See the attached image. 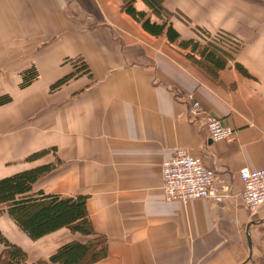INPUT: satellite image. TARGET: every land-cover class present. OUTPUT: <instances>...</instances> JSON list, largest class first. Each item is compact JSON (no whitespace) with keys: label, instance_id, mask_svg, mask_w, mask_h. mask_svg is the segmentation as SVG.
Here are the masks:
<instances>
[{"label":"crops","instance_id":"obj_1","mask_svg":"<svg viewBox=\"0 0 264 264\" xmlns=\"http://www.w3.org/2000/svg\"><path fill=\"white\" fill-rule=\"evenodd\" d=\"M162 2L181 39L193 25L247 42L213 75L143 30L121 0H0V59L24 57L0 61V95L11 96L0 105V178L52 164L32 191L86 198L93 231L107 239V256L92 264H264V204L248 211L239 176L264 168V0ZM135 7L149 11L142 0ZM76 56L87 70L51 88ZM31 67L35 78L20 88ZM188 94L234 129L231 139H210ZM177 148L227 186L221 202L165 199L161 163ZM0 231L27 264L93 237L64 226L32 239L5 209Z\"/></svg>","mask_w":264,"mask_h":264},{"label":"trees","instance_id":"obj_2","mask_svg":"<svg viewBox=\"0 0 264 264\" xmlns=\"http://www.w3.org/2000/svg\"><path fill=\"white\" fill-rule=\"evenodd\" d=\"M142 1L149 8L148 12L136 9V0H121V10L138 22L150 35L164 36L170 44L186 50L187 59L200 64L213 75L218 69L223 68L227 61L234 60L247 42V39L238 32L232 33L224 29L208 31L193 25V37L181 39L171 21L173 14L163 6V0ZM154 16L159 21L153 20ZM79 59L71 61L75 68L74 72L51 86H60L73 74L86 71V64ZM35 75L33 70L24 71L20 87L29 85ZM10 101L9 94L0 95V105ZM39 154L40 152L32 153L27 159H34ZM51 168V164H43L0 178V213L5 209L18 227L32 239L64 226L73 232L93 236L86 242L71 240L58 247L48 260H39L33 264H92L105 258L107 239L104 235L93 231L87 217L84 196L64 197L32 191L35 181ZM0 243L4 246L0 253V264H27V253L16 244L9 242L1 231Z\"/></svg>","mask_w":264,"mask_h":264},{"label":"built area","instance_id":"obj_3","mask_svg":"<svg viewBox=\"0 0 264 264\" xmlns=\"http://www.w3.org/2000/svg\"><path fill=\"white\" fill-rule=\"evenodd\" d=\"M189 110L193 118L203 116L209 137L213 141L231 139L234 129L219 117L204 112L199 101L188 94ZM163 193L167 201L186 203L192 199L208 198L221 202L227 195V186L218 184L214 175L206 169L201 157L190 155L177 148L161 163ZM243 183L242 199L250 213H255L264 204V168L239 170Z\"/></svg>","mask_w":264,"mask_h":264},{"label":"rangeland","instance_id":"obj_4","mask_svg":"<svg viewBox=\"0 0 264 264\" xmlns=\"http://www.w3.org/2000/svg\"><path fill=\"white\" fill-rule=\"evenodd\" d=\"M22 58H24L23 57V51H18V52H16L15 51V54H12V55H10V57H6L5 59L6 60H4V57H1V59H0V61H23L22 60ZM76 59H79V58H77V56L76 57H67L64 61H77ZM79 60H81V61H85V60H83V58H81L80 57V59ZM29 70H33V72H34V75L36 74V71H35V68L34 67H31V68H28V69H26V70H24V71H29ZM23 71V72H24ZM23 72H20V76H21V81L19 82V84H18V86L20 87V83L22 82V80H23ZM35 78V77H34ZM21 88V87H20ZM24 88V87H23ZM51 88H56V87H52L51 86ZM51 166H52V164H51Z\"/></svg>","mask_w":264,"mask_h":264}]
</instances>
